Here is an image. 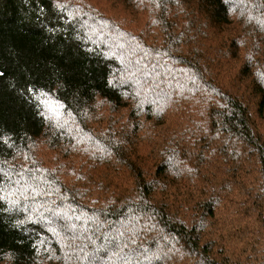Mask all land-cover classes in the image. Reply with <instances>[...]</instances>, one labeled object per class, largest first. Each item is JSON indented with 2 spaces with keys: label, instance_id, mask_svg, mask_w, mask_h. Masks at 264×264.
Wrapping results in <instances>:
<instances>
[{
  "label": "trees",
  "instance_id": "1",
  "mask_svg": "<svg viewBox=\"0 0 264 264\" xmlns=\"http://www.w3.org/2000/svg\"><path fill=\"white\" fill-rule=\"evenodd\" d=\"M157 1L164 39L121 60L86 31L89 9L0 0V264H38L57 243L76 264H264V39L252 59L202 33L232 7L264 21V0ZM45 101L85 129L99 102L115 114L76 181L37 154L69 143Z\"/></svg>",
  "mask_w": 264,
  "mask_h": 264
},
{
  "label": "rangeland",
  "instance_id": "2",
  "mask_svg": "<svg viewBox=\"0 0 264 264\" xmlns=\"http://www.w3.org/2000/svg\"><path fill=\"white\" fill-rule=\"evenodd\" d=\"M226 1L236 3L240 0ZM63 4L74 16L78 15V10L89 9L94 18L89 16V19H86L85 23H83L86 31L90 37L98 42L96 46L101 47L103 50L116 51L115 48L118 47V50L122 52L120 56L121 60H126L127 57H131V55L133 56L131 51H129L133 44L135 46L137 45V49L140 51L142 49L143 51L145 50L144 47H142L143 40L151 43L153 38L156 40L164 39L160 29L153 26L152 21L150 20L153 10L155 8L157 10V0H64ZM243 10V12H245V9ZM242 13H240L236 7H232V12L229 16L231 24L228 25L224 31H222V29L213 30L212 28L204 27L202 33L207 31L208 36H212L219 45L222 43L229 44L231 40L238 42L237 44L240 45L238 51L239 56L245 57L249 54L253 59L254 55L251 53L253 50L252 45L258 43L256 42V39L260 38V45H258L261 50H263L264 46L262 48L261 43L264 36L257 31V28L249 25V23L257 21L262 24L264 21L259 16L257 18L251 16L247 21L244 19ZM250 27L254 28L252 39L250 38L251 33H248ZM261 32L264 33L263 30H261ZM200 34L201 33H199V35ZM199 35L197 36L196 41H194L197 42L196 47L200 46V43H198V41H200V39H198ZM111 42L116 44L114 48L110 46ZM243 46H246V48ZM210 55L212 57L216 56L214 51H212ZM235 63L236 66L234 67V70L239 66V63ZM231 69L233 68L231 67ZM171 87L173 88L174 85L171 84ZM44 105L47 109V113L61 121L62 125H68L69 130L67 140L69 143H66L67 146L64 147L62 151H60L59 145L53 147V145L49 146L47 144L48 148L45 144H42V147H39L37 154L47 164L53 165L57 162V167L61 171L62 169L64 170V173L69 176V180L76 181L79 176L78 174H86L87 166L85 163H88L91 159L89 152L90 150L93 151L95 148L94 145L96 146L97 144V136H93L91 131L94 128L97 129V123L100 121L106 126L109 125L108 121L115 119L113 109L109 108L106 104L99 102L93 110L94 115L88 120V123L86 124L87 128L85 129L81 124L76 123L75 126L71 124L64 108L60 104L53 101H45ZM144 106H146V104H144ZM130 111V109L124 110L122 116L127 119ZM126 119L122 121L124 124L126 123ZM119 126H121L120 123H117L116 127ZM48 137L50 139L52 138V132H49ZM68 146L70 147V150L67 152L66 148ZM27 157L28 156H22L23 164H25L24 161ZM55 157L57 158V161L55 160ZM13 166L17 165L13 164ZM10 168L13 169L14 167ZM78 184L81 185L79 181ZM0 191L5 194V189L0 188ZM13 191L7 195V199L11 201L20 200L15 196ZM24 201H28V198L24 199ZM56 214L59 215V212L57 211ZM80 219L81 217L77 218V220ZM75 221L76 220H74V222ZM48 226L51 229L56 230V225L48 224ZM38 259V264H76L75 251L64 246L62 243H57L56 246L47 244L45 250H43V248L41 249ZM10 260L11 259L8 258L6 264H11L9 262Z\"/></svg>",
  "mask_w": 264,
  "mask_h": 264
}]
</instances>
